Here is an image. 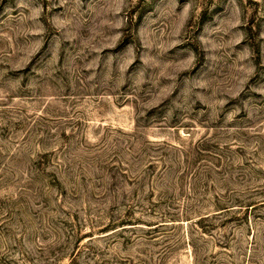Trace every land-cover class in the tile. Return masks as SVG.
Returning a JSON list of instances; mask_svg holds the SVG:
<instances>
[{
    "label": "rangeland",
    "instance_id": "rangeland-1",
    "mask_svg": "<svg viewBox=\"0 0 264 264\" xmlns=\"http://www.w3.org/2000/svg\"><path fill=\"white\" fill-rule=\"evenodd\" d=\"M0 264H264V0H0Z\"/></svg>",
    "mask_w": 264,
    "mask_h": 264
}]
</instances>
